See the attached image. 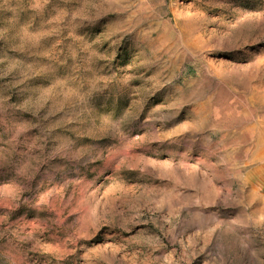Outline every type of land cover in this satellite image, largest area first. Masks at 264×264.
<instances>
[{
	"label": "rangeland",
	"instance_id": "374dc122",
	"mask_svg": "<svg viewBox=\"0 0 264 264\" xmlns=\"http://www.w3.org/2000/svg\"><path fill=\"white\" fill-rule=\"evenodd\" d=\"M0 264H264V0H0Z\"/></svg>",
	"mask_w": 264,
	"mask_h": 264
}]
</instances>
